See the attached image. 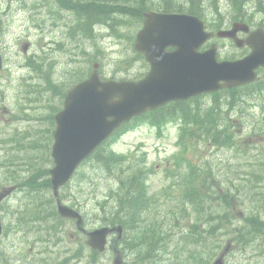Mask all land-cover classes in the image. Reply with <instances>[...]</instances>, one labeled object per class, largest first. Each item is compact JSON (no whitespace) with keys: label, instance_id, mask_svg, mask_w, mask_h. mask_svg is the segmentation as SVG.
Instances as JSON below:
<instances>
[{"label":"rangeland","instance_id":"obj_1","mask_svg":"<svg viewBox=\"0 0 264 264\" xmlns=\"http://www.w3.org/2000/svg\"><path fill=\"white\" fill-rule=\"evenodd\" d=\"M175 1L184 3L186 0ZM256 1L252 0L253 3ZM208 2L209 0L205 1L201 12L207 20L213 22L210 8L204 7L208 6ZM252 2L246 5L249 13L253 11ZM154 3L158 2L154 0ZM51 6L50 0H0V51L4 59V68L0 71V187L12 184L19 186L15 194L0 204L4 226L0 247H5L9 253L8 257L18 259L15 264H65V254L67 253L69 258L72 251L79 249L82 250L81 258L67 260V264H87L89 260L90 248L86 244V236L77 228L75 220L61 219L53 214L54 221L48 222L54 223L51 231L56 235L50 236L47 243L39 239L43 237L42 233L30 230L29 226L36 223L18 224L15 218L17 211L24 212L25 200H31V196L35 195L26 193L27 188L33 187L30 182L42 183L45 180L44 175L49 177L48 170L52 166L50 146L55 129L54 115L62 107L63 92L71 86L70 65L76 64L75 68L83 69L79 70L80 72L89 73L92 65L99 63L102 76H114L117 80L131 79L145 70L144 63L133 49L135 34L139 28L133 26L135 23H131L129 16L115 14L113 17H116V20L127 21L111 31L96 27V38L92 41H76L67 37L63 27L71 16L66 11L56 13L57 8ZM220 12L221 21L226 23L227 28L236 16L224 5L220 7ZM258 17L255 15V18ZM216 38L209 44L217 45L220 58L238 55L239 49L231 46L229 41ZM24 44L27 46L25 52L22 49ZM29 57L37 60L33 70L25 65ZM116 65L121 69L129 66L130 69L123 71L126 69L124 68L121 72H115ZM85 68L87 70H84ZM260 75V79L264 81V71H261ZM52 83L58 93L53 94ZM204 99L211 101L210 98ZM225 101L227 100L223 99L221 105H224ZM226 117L233 125L234 146L217 148L200 144L190 149L183 157H178L179 163L175 165H172L176 162L173 154L178 149L174 141L180 131V124L175 122L176 119L167 123L160 131L141 123L112 140L110 148L114 156L115 153L128 155L124 163H133L148 172L145 185L148 187V195L155 200L153 206L148 209L152 212L149 215L158 210L162 215L164 212H170L179 198V189L175 185L178 176L185 173L187 175L191 165L197 168L203 162H210L213 171L221 179H224L222 172H229L230 177L236 179L235 185L242 183L244 192L248 178L251 177L250 170L259 168L264 163V97L254 94V97L243 96L236 99V105ZM187 160L191 161L190 165ZM30 176L34 179L28 180ZM116 181V176L108 174L94 163L91 165L89 161L78 168L69 187L60 191V195H63L62 202L81 214L83 221L80 227L84 232L104 225L101 220L104 214L101 215L96 206L105 200L110 192L116 191ZM256 186L258 188L253 189V192L262 190L264 182ZM44 188L38 195L48 200L45 210L53 209L55 212L56 204L55 200L51 202V190L45 186ZM23 192L26 193V198ZM237 196L242 203L233 208L236 219L246 215L250 209L246 194ZM107 208H110V205ZM112 208V211H117L115 207ZM112 211H108L106 216ZM145 220H149L148 216ZM181 220L178 226L172 227V235L176 234V237L188 228V221ZM165 222L167 223V218ZM47 224L42 222L38 225L45 227ZM24 230L27 231L26 234ZM220 235L222 248L231 243L225 257L226 264H264V247L241 248L231 241L230 233ZM114 238L115 235H112L109 243L113 242ZM109 243L103 253L95 256V264H113L114 253ZM116 248L121 251L124 261L131 262L134 254L123 252L122 242L117 244ZM168 248L171 254L167 250L162 251L159 264H170L169 258L174 262L177 254L175 245L171 243ZM26 254V259L21 260Z\"/></svg>","mask_w":264,"mask_h":264},{"label":"trees","instance_id":"obj_2","mask_svg":"<svg viewBox=\"0 0 264 264\" xmlns=\"http://www.w3.org/2000/svg\"><path fill=\"white\" fill-rule=\"evenodd\" d=\"M155 1L158 3H154V0H118L117 2L114 0H50V4L52 8H57L56 13L70 12L72 19L67 22L64 28L67 37L77 41L79 39L94 40L96 26L112 30L127 21L116 20V17H113L115 14L129 16L130 20L139 19L140 21L143 11L150 6L165 12L184 9L175 0ZM229 1L234 8H240L241 0ZM189 2L193 3L194 0ZM256 9L264 15V2H257ZM139 21H136V24ZM36 61L29 57L25 64L34 69ZM75 65H70V84L80 81L88 73L87 71L80 72L79 70L83 69L75 68ZM237 89L230 90L231 94L226 97L228 101H225L224 105H221L219 95L212 94V101L207 102L203 99L192 106L182 101L160 107L147 117L144 115L135 117L129 123L122 125L107 142L99 146L88 158V161H92L108 174L116 176L119 187L117 192H110L108 199L98 203L97 209L98 212L104 214L102 220L112 225L123 226L127 236L123 243L125 249L123 252L134 254L133 260L136 261L134 264H159L162 260V251L167 250L171 254L168 248L171 243L175 245L174 249L177 250V254L174 262L171 261L172 258L171 260L169 258L170 264H210L212 258L222 249L220 238L222 233H230L231 241L235 243V246L241 248L264 247V188L253 192V189L258 188L256 184L264 182V163L259 168L250 170L251 177L248 178L244 192L242 183L235 185L236 179L230 177L229 172H222L224 179H221L213 171L214 168L210 162H203L197 168L191 165L187 175L185 173L178 176L175 185L179 189V198L170 212L164 213L161 219L155 215L152 216V220L147 221L141 217L148 203L145 198L143 169L136 167L133 163H124L127 156H114L109 147L112 140L141 122L149 120L151 124L159 127L171 116L176 117L179 114H182L183 122L180 136L182 149L178 157H183L190 149L192 150L200 144L217 148L232 147L234 146L233 125L230 124L226 115L231 114V110L236 104V98L241 96ZM177 159H175V164L179 163ZM187 162L190 165L191 161L187 160ZM29 179H34V177L30 176ZM30 185L33 186L32 193L35 195L31 196L23 213L19 211L16 213L19 224L28 225L31 222H37L36 228L39 231L41 226L38 224L48 223L55 218L53 209L45 210L48 200H44L38 195L39 191L45 189L44 186L49 187V181L46 179L42 183L30 182ZM242 193L246 194L250 209L246 216L236 219L233 208L242 203V200L237 196ZM239 199L240 202H238ZM108 205L110 208H107ZM112 207H115L117 211H112ZM108 211L112 212L106 216ZM165 216L167 223L165 222L166 218L164 219ZM180 219L188 221V228L176 237V234L172 235V227L178 226ZM30 226L33 227V224ZM4 248H0V264H15L18 259L8 257V254L3 256ZM96 254L91 251L87 264L96 263ZM80 258L81 249L72 251V255L67 260H79Z\"/></svg>","mask_w":264,"mask_h":264},{"label":"water","instance_id":"obj_3","mask_svg":"<svg viewBox=\"0 0 264 264\" xmlns=\"http://www.w3.org/2000/svg\"><path fill=\"white\" fill-rule=\"evenodd\" d=\"M144 16L134 48L143 52L150 62L148 75L138 82H102L94 71L68 90L64 107L55 116L51 150L54 166L50 170L55 195L77 165L120 124L169 100L252 81L253 70L259 65L264 66V34L261 30L253 32L246 41L252 47L250 55L238 61L218 63L213 46L205 52L196 51L210 35L203 31V24L197 18L152 11L145 12ZM238 30H247V27L236 24L230 31H220L218 35L234 37ZM167 46L175 49L165 52ZM12 190L13 187L0 193V200ZM58 212L77 218L78 224L81 222L77 212L60 203ZM116 229L121 230L120 227ZM112 230L103 227L89 232L88 245L102 251L106 235ZM222 257L223 254L213 264H223ZM114 264H121L119 255Z\"/></svg>","mask_w":264,"mask_h":264}]
</instances>
